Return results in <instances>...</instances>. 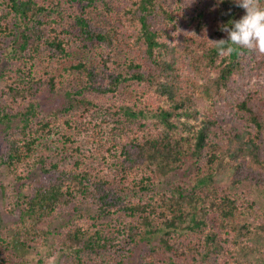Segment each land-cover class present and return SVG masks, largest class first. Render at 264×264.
Here are the masks:
<instances>
[{"label": "trees", "instance_id": "16d2710c", "mask_svg": "<svg viewBox=\"0 0 264 264\" xmlns=\"http://www.w3.org/2000/svg\"><path fill=\"white\" fill-rule=\"evenodd\" d=\"M222 5L0 0V264H264V55L218 54Z\"/></svg>", "mask_w": 264, "mask_h": 264}, {"label": "rangeland", "instance_id": "374dc122", "mask_svg": "<svg viewBox=\"0 0 264 264\" xmlns=\"http://www.w3.org/2000/svg\"><path fill=\"white\" fill-rule=\"evenodd\" d=\"M223 0H210V5L212 6L213 10H215L218 14V16H222L220 14V11L223 10L224 6L222 5ZM264 82V81H263ZM263 82L260 81L258 85H263ZM1 87V84H0ZM63 102L62 97L59 95H50L48 93H44L42 95V105L46 112H50L54 107L60 105ZM209 105H201L206 106V108H209ZM214 110V109H211ZM218 114L224 115V111L221 109H217ZM3 148V137L0 132V151ZM190 174L183 175V174H171L166 177H163L160 181V184L158 188L160 189H169L171 184L180 181L181 179H187ZM231 175L225 173V168L221 169L219 172H217L213 177L208 179L207 182H214L216 185L221 186H228L230 183ZM11 181L8 179L6 172L0 168V228H2L3 231H7L6 229L10 228V225L15 222L18 218L17 214H10L7 210L8 200L4 194V190L7 188V186H10ZM237 193L242 196V198L247 199L249 201H256L258 203V206L262 207L264 204V194L260 188L254 187L253 185H244L241 188L237 190ZM112 223L114 225H119L122 221L120 218L116 217L112 219ZM117 227V226H116ZM161 235H158L153 240V244L159 245ZM123 245H129V248H134L130 244H127L126 242H123ZM136 250V256L134 261H132V264H141L142 257L148 250L147 246L145 244H141V246L135 248ZM131 264V263H130Z\"/></svg>", "mask_w": 264, "mask_h": 264}, {"label": "clouds", "instance_id": "9594fccd", "mask_svg": "<svg viewBox=\"0 0 264 264\" xmlns=\"http://www.w3.org/2000/svg\"><path fill=\"white\" fill-rule=\"evenodd\" d=\"M236 3L245 10V15L230 22L231 27L223 26L221 30L227 33L226 39L208 40L209 43L221 56L238 53L240 49L264 55V3L261 0H236Z\"/></svg>", "mask_w": 264, "mask_h": 264}]
</instances>
